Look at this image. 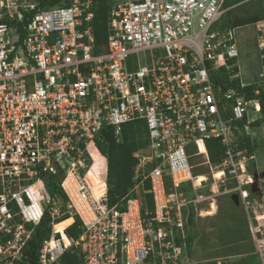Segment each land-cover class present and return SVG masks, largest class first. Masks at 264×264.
<instances>
[{
	"label": "built area",
	"instance_id": "built-area-1",
	"mask_svg": "<svg viewBox=\"0 0 264 264\" xmlns=\"http://www.w3.org/2000/svg\"><path fill=\"white\" fill-rule=\"evenodd\" d=\"M110 1L108 35L97 48L93 0H60L42 10L33 0H0V264H31L23 253L29 226L44 214L52 231L36 264H62L69 251L78 264H196L176 241L185 237L184 183L194 195L189 203L210 200L207 215L223 195H237L252 210L263 222L253 233L264 264V180L258 177L253 192L255 152L240 148L243 131L249 135L261 117L264 17L251 25L259 72L251 82L255 97L247 99L251 83L233 86L239 79L236 29L215 28L228 11L226 0ZM135 121H144L149 140L148 155H133L138 165L130 191L150 182L145 193L154 209L144 215L140 200L129 195L122 209L108 206L106 164L104 194L95 197L86 178L102 128L113 127L118 138L122 126ZM210 139L223 147L217 166L208 162ZM200 157L218 182L210 195L202 193L204 176L194 174ZM47 175L61 176L64 202L49 194ZM64 215L81 220L75 239L65 235L74 220L58 229Z\"/></svg>",
	"mask_w": 264,
	"mask_h": 264
},
{
	"label": "trees",
	"instance_id": "trees-1",
	"mask_svg": "<svg viewBox=\"0 0 264 264\" xmlns=\"http://www.w3.org/2000/svg\"><path fill=\"white\" fill-rule=\"evenodd\" d=\"M38 2L39 9H45L48 7L56 6L59 4L60 0H36ZM227 1V0H226ZM225 1V2H226ZM112 1L110 0H93L92 12L94 14L93 20L90 23L92 33L95 37V42L97 48L103 45L106 42L108 35L107 24H108V15L112 7ZM260 4V3H259ZM236 8V7H235ZM230 9L226 14L232 16L230 20V27H242L248 26L254 23L255 21L264 17V5L260 4L258 6L259 10L256 13L249 14L242 12L240 10L241 6L238 7L240 14L237 15L234 12V9ZM234 12V13H233ZM6 22V21H4ZM259 72V71H258ZM253 81L254 83L257 81ZM251 83L250 87L247 88V99H250L254 96L253 90L255 89V84ZM261 117L260 119L255 120L250 124V128L255 130H262L264 127V98L261 97ZM252 113V112H251ZM250 116V115H248ZM251 117V116H250ZM94 144L96 151L100 153L107 159V201L108 206H116L119 209H122L124 200L128 194L132 197L138 198L140 200L141 212L144 215L146 209H154L153 197L150 194L145 193L146 190L150 189V182L145 181L141 187H138L136 191L130 193L133 189L134 184L132 179L135 175V168L137 167L138 161L133 157V154L136 152H147L149 147V140L147 135V129L144 121H135L123 125L121 129V134L117 138L115 136L114 128L105 126L99 132L97 137L94 139ZM257 141L254 143V147L251 143V137L246 135L243 131L240 137V148H248L249 154H252L257 151L258 146ZM264 147V141L263 145ZM206 150L209 165L217 166L221 163L223 156V147L218 140H207L206 141ZM95 155V165L93 173L96 174V178L93 179V185H91V192L95 197L105 193V187L101 181V174L103 172V167L99 166L103 160ZM196 175H202L195 173ZM61 176H46L47 190L51 196L60 198L61 201H65L67 198L58 186ZM166 189L168 193L171 189L170 181L166 182ZM98 190V193L95 192ZM180 192H183L186 201L188 202L181 209L183 212V217L185 221V229L187 230L186 235L183 240L177 238V243L179 245H185L186 251L191 255L190 250L193 247V243L196 239L195 235L192 233L194 229L195 220L200 211L199 204L189 203L193 200V193L190 187V183H184L179 189ZM207 189L202 191L203 194H206ZM199 209V210H198ZM202 209V208H201ZM69 215H64L59 222H62L58 229L62 231L63 227L72 223V219H68ZM68 219V220H66ZM50 217L48 214H44L40 223L33 226L30 225L29 228L32 230V238L27 243L26 247L23 250L24 255L26 256L25 260L31 264H36L38 257V251L41 248L43 241L48 239L51 232L50 226ZM262 221H258V225H262ZM81 220L77 216L74 220V223L69 226L66 230V234L69 238L75 239L80 233L79 227L81 225ZM188 228V229H187ZM66 242H68L65 239ZM80 262L78 255L74 251H69L65 253L61 259L62 264H78ZM214 264V263H209ZM226 264V263H223Z\"/></svg>",
	"mask_w": 264,
	"mask_h": 264
},
{
	"label": "rangeland",
	"instance_id": "rangeland-1",
	"mask_svg": "<svg viewBox=\"0 0 264 264\" xmlns=\"http://www.w3.org/2000/svg\"><path fill=\"white\" fill-rule=\"evenodd\" d=\"M259 3L260 1L258 0H227L224 2L223 7L227 10L236 7L234 12L239 15L240 11L238 7L241 6L240 10L242 12L253 14L259 10L258 6L261 4ZM231 19V15H223L215 25L216 30L224 31L225 29L230 28ZM238 47L240 53L238 66L242 72V77L245 81L248 80L249 82H253L259 71V61L258 51L255 45V31L252 26H246L239 29ZM249 115L253 116L251 112ZM247 133L251 135L254 143L257 141L261 144L259 146L256 144L258 149L255 152V160L250 163V169L254 172L255 165L257 177L264 180V147L262 146L264 141V127L262 130H248ZM148 154V150L147 152H141V155ZM204 160V157H200L196 164L198 168L195 167L194 170L195 173L204 176L207 180L208 188H210L218 182L211 178L212 172L208 166L199 165ZM104 164L105 162L103 161L99 166L103 167ZM93 170L94 166H92L86 177L90 187L93 185V179L96 178V174L93 173ZM101 176L102 179L105 180V176L103 174H101ZM206 176H208V178ZM259 183L261 184L262 180H260ZM217 188L218 187L214 188L215 191ZM262 188L264 189V184L262 185ZM95 192L98 193V190ZM208 194L210 195V192L207 189L205 195ZM183 202H180V204ZM209 202L210 200L208 199L206 202L202 204L199 203L198 205L200 206L199 215L201 216L198 215L195 220L192 233L195 235L196 239L190 250L191 255L187 254L188 259L196 264H209L211 262L214 264H262L260 255L258 251H256L254 241L253 228L255 227L257 231L258 223L256 218L252 215V210L247 212L243 205L236 206L231 201L229 195H223L215 197V209H217L214 210V214L211 213L213 211L211 210V215L207 216L205 212L210 210V206L208 205ZM259 214H261V212ZM262 214L264 220V211ZM186 231L187 230L183 231V235H186Z\"/></svg>",
	"mask_w": 264,
	"mask_h": 264
},
{
	"label": "clouds",
	"instance_id": "clouds-1",
	"mask_svg": "<svg viewBox=\"0 0 264 264\" xmlns=\"http://www.w3.org/2000/svg\"><path fill=\"white\" fill-rule=\"evenodd\" d=\"M33 1H35L37 4H38V2L36 1V0H33ZM32 2V1H31ZM58 5V4H57ZM56 5V6H57ZM38 7V6H37ZM52 7H54V6H52ZM49 8V7H48ZM39 9V8H38ZM40 10H42V9H40ZM38 11V10H37ZM36 11V12H37ZM229 11V10H228ZM227 11V12H228ZM226 12V13H227ZM34 13V12H33ZM225 13V14H226ZM224 14V15H225ZM222 18V17H221ZM220 18V19H221ZM256 22V21H255ZM253 24V23H252ZM251 24V25H252ZM251 25H248V26H251ZM243 27H246V26H242V27H230V28H227V29H236V41H237V50H238V53H239V47H238V31H239V29H241V28H243ZM227 29H225V30H227ZM239 56H240V53H239ZM239 58V57H238ZM238 63V62H237ZM235 71H237L238 73H239V79H236L235 80V82L233 83V86L234 87H238V85L240 84V82H244V83H251V82H249L248 80L247 81H245V79H243V77H242V72H241V70H240V68H239V66H237L236 65V68H235ZM221 77H225V78H227V76H226V73H222V76ZM131 123V122H130ZM123 127V126H122ZM147 135H148V133H147ZM93 149H94V151H95V153L97 154V155H99V156H102L100 153H98L97 151H96V148H95V144H93ZM136 153H139V152H136ZM136 153H134V154H136ZM133 154V155H134ZM103 158H104V162H105V164H106V166H107V169H108V165H107V159L104 157V156H102ZM137 160V159H136ZM138 161V160H137ZM138 165V164H137ZM208 168H209V166H208ZM106 174H107V172H106ZM207 175V174H206ZM107 176V175H106ZM199 176H203V175H199ZM255 177H256V175H255ZM211 178H212V176H211ZM257 182V180L255 181V183ZM207 189H208V187H207ZM106 191H107V180H106ZM129 196H131L130 194H128ZM132 197V196H131ZM134 198V197H133ZM126 199V198H125ZM125 201V200H124ZM231 201H232V199H231ZM233 202V201H232ZM234 203V202H233ZM240 205V204H239ZM215 206H216V204H215ZM217 209V208H216ZM215 213H216V211H215ZM214 216V215H213ZM68 219H72V220H75V218H72V217H69ZM68 219H66V220H68ZM65 221V220H64ZM64 221H61V222H59L58 220H57V222L56 223H62V222H64ZM40 223V222H39ZM74 223V222H73ZM72 223V224H73ZM71 224V223H70ZM71 224V225H72ZM70 225V226H71ZM33 226H35V225H33ZM51 226V225H50ZM51 231H52V228H51ZM50 235H51V232H50ZM65 235H66V238L67 239H69V237L67 236V234H66V232H65ZM50 237V236H49ZM67 253V252H66ZM62 259V258H61Z\"/></svg>",
	"mask_w": 264,
	"mask_h": 264
},
{
	"label": "water",
	"instance_id": "water-1",
	"mask_svg": "<svg viewBox=\"0 0 264 264\" xmlns=\"http://www.w3.org/2000/svg\"><path fill=\"white\" fill-rule=\"evenodd\" d=\"M257 178H258V177H257V175H256L255 179L257 180ZM256 189H257V183H255V184L252 186V191L255 192ZM231 199H232V201L234 202V204H235L236 206H239V200H238L237 195H233V196L231 197Z\"/></svg>",
	"mask_w": 264,
	"mask_h": 264
},
{
	"label": "bare ground",
	"instance_id": "bare-ground-1",
	"mask_svg": "<svg viewBox=\"0 0 264 264\" xmlns=\"http://www.w3.org/2000/svg\"><path fill=\"white\" fill-rule=\"evenodd\" d=\"M200 147H201V151L203 152L204 150H203V148H202L201 145H200ZM90 152H91V154L94 155V149L90 148ZM94 160H95V162H96L95 155H94ZM95 162H94V165H95ZM101 164H102V163H101ZM94 165H93V166H94ZM101 178H102V177H101ZM101 181L103 182V186L105 187V184H104L103 179H101ZM92 194H93V193H92Z\"/></svg>",
	"mask_w": 264,
	"mask_h": 264
},
{
	"label": "crops",
	"instance_id": "crops-1",
	"mask_svg": "<svg viewBox=\"0 0 264 264\" xmlns=\"http://www.w3.org/2000/svg\"><path fill=\"white\" fill-rule=\"evenodd\" d=\"M211 213L214 214V211H212ZM207 216H210V215H207Z\"/></svg>",
	"mask_w": 264,
	"mask_h": 264
}]
</instances>
